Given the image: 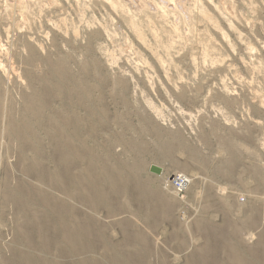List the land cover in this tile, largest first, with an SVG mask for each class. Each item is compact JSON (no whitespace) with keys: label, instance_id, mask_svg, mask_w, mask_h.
I'll return each mask as SVG.
<instances>
[{"label":"rangeland","instance_id":"1","mask_svg":"<svg viewBox=\"0 0 264 264\" xmlns=\"http://www.w3.org/2000/svg\"><path fill=\"white\" fill-rule=\"evenodd\" d=\"M0 264H264V0H0Z\"/></svg>","mask_w":264,"mask_h":264},{"label":"built area","instance_id":"2","mask_svg":"<svg viewBox=\"0 0 264 264\" xmlns=\"http://www.w3.org/2000/svg\"><path fill=\"white\" fill-rule=\"evenodd\" d=\"M183 175H184V174H183ZM183 175L180 176V177H178L177 180L174 179L175 177L171 178V180H170V185H171V187H172L174 193H175L177 196H179L180 194H183V192H185L186 189H187V185H188V184L186 185V183H187V179H186V177L183 176Z\"/></svg>","mask_w":264,"mask_h":264},{"label":"water","instance_id":"3","mask_svg":"<svg viewBox=\"0 0 264 264\" xmlns=\"http://www.w3.org/2000/svg\"><path fill=\"white\" fill-rule=\"evenodd\" d=\"M149 171L153 174L156 175H162L163 173V167L157 165V164H152L149 168Z\"/></svg>","mask_w":264,"mask_h":264},{"label":"bare ground","instance_id":"4","mask_svg":"<svg viewBox=\"0 0 264 264\" xmlns=\"http://www.w3.org/2000/svg\"><path fill=\"white\" fill-rule=\"evenodd\" d=\"M162 175H163V173H162ZM178 177H180V176H177V177H175L174 179H176V180H177V179H178ZM187 184H188V181H187L186 185H187Z\"/></svg>","mask_w":264,"mask_h":264}]
</instances>
